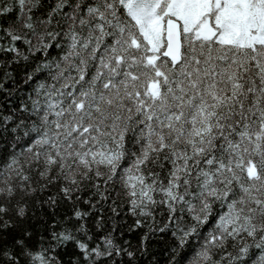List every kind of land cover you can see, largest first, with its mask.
I'll return each mask as SVG.
<instances>
[{
    "label": "snow or ice",
    "instance_id": "6c2138e0",
    "mask_svg": "<svg viewBox=\"0 0 264 264\" xmlns=\"http://www.w3.org/2000/svg\"><path fill=\"white\" fill-rule=\"evenodd\" d=\"M0 264H264V0H0Z\"/></svg>",
    "mask_w": 264,
    "mask_h": 264
},
{
    "label": "trees",
    "instance_id": "16d2710c",
    "mask_svg": "<svg viewBox=\"0 0 264 264\" xmlns=\"http://www.w3.org/2000/svg\"><path fill=\"white\" fill-rule=\"evenodd\" d=\"M125 227H127V225H125ZM132 239H134L135 237L133 236V237H131Z\"/></svg>",
    "mask_w": 264,
    "mask_h": 264
}]
</instances>
